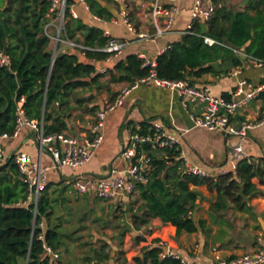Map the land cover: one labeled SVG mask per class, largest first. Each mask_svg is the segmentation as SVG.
<instances>
[{
  "label": "trees",
  "instance_id": "16d2710c",
  "mask_svg": "<svg viewBox=\"0 0 264 264\" xmlns=\"http://www.w3.org/2000/svg\"><path fill=\"white\" fill-rule=\"evenodd\" d=\"M101 1L112 0H86L91 14L109 19L112 13ZM72 2L66 0L67 5ZM50 5L49 0H7L6 4L5 0H0V50L10 57L8 65H0V136L12 135L21 100L26 117L41 121L44 134L62 133L68 128V115L61 107L68 104L75 90L98 87L100 78L107 74L110 82L128 84L149 74L150 67L136 54L119 60L107 73L97 72L90 61L80 62L77 53L81 50L77 48L78 52H59L53 57L50 37L44 30L53 16ZM204 23L206 33L203 35L215 43H204L201 22L195 19L188 32L157 55L154 67L157 77L187 80L215 71L212 63L216 61L241 66L243 60L234 49L264 60V0H248L242 11H232L222 4ZM79 35L81 39H76ZM60 36L76 39L90 48L103 47L106 43L100 26L74 18L67 7ZM84 53L89 59H103L108 55L93 50ZM77 101L82 102V99ZM139 126L140 132L145 133L151 123L144 121ZM177 153L175 149L166 151L170 158ZM151 157L153 169L147 182L137 185L128 196L127 209L122 211L134 230H148L151 220L159 218L175 226L177 234L195 232L199 224L191 217V212L198 193L190 186L205 185L208 190H215L217 200L212 206L217 210L226 209L230 204L240 211L250 208L238 194L241 181L246 193L252 187L250 178L255 171L246 160L238 162L235 172L205 177L179 171V160L172 159L167 166L164 160ZM46 188L45 185L39 194L36 209L32 204L24 205L26 185L17 167L11 160L0 164V264H127L124 252L117 249L111 257L113 247L103 240H98L97 244L80 242L76 260L64 257L71 252L69 242L64 240L68 235L57 225L48 224L45 230L39 227L43 220L48 223L50 216ZM40 233L43 240L38 238ZM44 243L58 253L57 258L47 255ZM160 251L158 244L143 247L141 256L133 258L134 264L177 263L171 257L159 258Z\"/></svg>",
  "mask_w": 264,
  "mask_h": 264
},
{
  "label": "crops",
  "instance_id": "0c3cea01",
  "mask_svg": "<svg viewBox=\"0 0 264 264\" xmlns=\"http://www.w3.org/2000/svg\"><path fill=\"white\" fill-rule=\"evenodd\" d=\"M153 0H132L129 3L131 20L139 31H154L151 17V3ZM195 0H180L178 12L171 28L157 37L154 41L139 40L135 34L129 32L118 16L121 4L112 0L101 1L112 15L99 23L93 19V15L83 3L73 0L74 10L84 22L107 29L119 40H124L127 45L123 51L116 55H107L103 59H89L85 51H77L79 48L69 46L61 37V31L53 29L56 24L51 18L46 24L49 26L50 36L49 49L55 56L59 52H78L80 62H91L99 73H107L114 65L129 54L145 55L155 60L158 54L163 52L171 42L179 40L186 32L187 25L193 22L190 13ZM163 6H170L169 0H158ZM216 6L226 5L232 11H242L248 0H214ZM253 14L252 11H250ZM197 21L205 24L203 21ZM159 21L162 18L159 17ZM64 24V21H63ZM45 25V26H46ZM58 28V27H56ZM63 28V27H62ZM62 30V29H61ZM59 35L60 40L53 42ZM76 39H81L79 35ZM72 40L77 44L80 42ZM81 45V44H80ZM244 56L241 66H229L219 61L215 71H209L196 77H188L186 80L190 85L205 88L208 87L213 95L223 96L227 99L232 97L236 85L237 76L231 74V70L239 68V76L252 82L259 81L264 76V66L258 67L247 58V54L235 50ZM213 64V63H212ZM105 69V71H101ZM128 83H113L109 81V75L100 78V85L89 89H77L73 92L68 104L62 105V109L68 117L66 118L68 128L63 132L79 137L90 136V128L94 122L96 112L108 103H111L119 91ZM77 99H82L78 102ZM203 103H189L184 106L177 93L169 88L159 87L152 83H141L129 91L120 105L109 112L103 125V140L96 150L95 155L79 169L69 167L50 168L47 171L45 185L49 197L51 209L48 223L45 220L43 229L47 225H57L67 234L64 238L69 242L70 256L64 257L76 260L78 254L72 253L74 247L81 242L82 238H94L107 241L113 247L110 256L115 255L116 250L124 252L127 264H134L133 258L141 256L143 247H151L158 242L164 244L175 253L195 261L197 264H217L218 258L229 260L257 249L264 250V122L257 125L264 116V91L254 98L248 105L240 109L232 119L235 125L243 122L254 125L247 129L244 149L253 166L255 174L250 178L252 187L243 194L248 200H243L250 207L248 210L240 211L230 204L226 209L217 210L213 203L217 200V192L210 191L205 185L190 186L198 193L195 207L191 217L198 225L195 232L176 233L175 226L163 223L159 218H153L148 230H134L127 218L118 210L115 202L100 198V202H92L88 206L82 204L83 197L93 194L78 193L72 186V181L78 175L86 177H106L111 167L121 169L124 161L121 157L122 143L126 140L129 130L141 122L152 123L158 121L167 131L180 134L179 147L183 150L186 158L191 162L202 166L210 173V177H217L224 171L235 172L226 157L227 137L215 131H210L194 124L193 117L201 114ZM93 109V112H90ZM62 115H65L62 113ZM0 147L5 154V160L0 164L11 160L15 152L29 153L33 159H40L42 165H49L51 159L48 154L41 153L39 157V142L35 131L28 126H23L16 135L0 136ZM151 155L163 160L161 152ZM12 161V160H11ZM170 166L171 164H166ZM180 171V170H179ZM77 195L78 198L75 196ZM96 196V195H93ZM126 209L128 196L125 199ZM125 209V210H126ZM124 210V211H125ZM93 216L95 217L93 219ZM98 231V232H96ZM70 230V232H66ZM123 236H120V232ZM136 236H140L136 239ZM121 243L119 246V242ZM110 264V263H108ZM121 264V263H114Z\"/></svg>",
  "mask_w": 264,
  "mask_h": 264
},
{
  "label": "built area",
  "instance_id": "2783aa9c",
  "mask_svg": "<svg viewBox=\"0 0 264 264\" xmlns=\"http://www.w3.org/2000/svg\"><path fill=\"white\" fill-rule=\"evenodd\" d=\"M50 13L57 18H61V23L58 26V34L63 27L65 8L73 17L77 14L74 10V3L67 5L66 0H49ZM83 3L87 8L85 0H77ZM121 4L118 10V16L121 22L126 26L127 30L135 34L139 40L154 41L157 37L167 32L175 19L178 12L177 3L180 0H169L170 6H163L158 0H153L151 3V17L154 24V31H139L131 20L129 3L132 0H115ZM214 0H195L191 10L192 19H198L203 22L208 20L216 9ZM159 17L162 21H159ZM93 19L99 23H104L102 16L93 15ZM192 27V22L187 25L186 32ZM49 26L46 25L44 30L48 35ZM103 35L106 38V43L103 47L90 48L75 43L70 39L65 42L74 48H79L81 51L93 50L116 55L123 51L127 42L114 37L107 29L103 30ZM49 36V35H48ZM50 37V36H49ZM59 41V35L55 38ZM204 43L211 45L215 43L213 39L203 35ZM256 66H264V60L255 58L251 55H246ZM143 59V64L150 67L149 74L136 79L132 84L123 87L116 98L99 109L94 117V122L91 125V135L79 137L62 133L44 134L43 124L40 121L29 119L26 117L22 108V100L18 102L16 109V125L13 135H16L23 126L30 127L35 131L39 142V157L41 153H46L51 159L49 165H42L40 159L33 157L26 152H15L12 157V163L17 167L23 182L26 185V197L24 205H33L36 209L38 197L43 187L45 186L47 171L50 168L69 167L71 169H79L87 163L96 153L97 148L103 140V125L106 115L111 112L116 106L120 105L125 95L133 88H136L141 83H152L159 87H165L174 90L181 99L184 106L189 103H203V110L200 115L193 117L194 124L198 127H203L210 131H215L227 137L226 157L232 169H236L240 160L250 162L248 155L244 149V143L247 136V129L254 125L243 122L240 125H235L232 121L236 113L249 104L259 93L264 91V76L257 82H252L244 77L239 76V68L231 70V74L237 76L236 85L233 90L232 97L227 99L223 96L213 95L208 87L198 88L190 85L186 80H167L157 77L154 67L156 61L147 58L145 55H140ZM10 57L7 53L0 50V65H8ZM101 71H105L102 69ZM264 116L257 123H263ZM180 134L167 131L158 121H153L150 128L145 133L140 132V126L136 125L129 130L126 140L122 143L121 157L124 161V167L118 169L111 167L106 177H86L78 175L72 181L73 188L81 194H93L100 198L112 200L120 210L126 209V197L132 194L138 184L146 183L153 169L151 154L161 152L163 160L166 164H171L172 159L179 160L178 169L184 173L195 174L199 176L210 177V173L202 166L188 160L181 148L179 147ZM172 149L178 150L177 155L170 158L166 151ZM5 160V154L0 147V162ZM224 171L223 173H226ZM39 227L43 229V223H39ZM38 238L43 240V235L40 233ZM161 247L159 258L171 257L177 260L176 264H197L195 261L183 257L173 250L168 248L163 241L158 242ZM43 248L47 255L53 258L58 257V253L53 251L51 247L43 244ZM217 264H264V250L257 249L253 252L245 253L236 256L229 260L218 258Z\"/></svg>",
  "mask_w": 264,
  "mask_h": 264
},
{
  "label": "rangeland",
  "instance_id": "374dc122",
  "mask_svg": "<svg viewBox=\"0 0 264 264\" xmlns=\"http://www.w3.org/2000/svg\"><path fill=\"white\" fill-rule=\"evenodd\" d=\"M52 18H54L53 20V23H55L56 24V27H58L59 25H60V23L62 22L61 21V18H57L56 16H52ZM56 27H53L52 26V28L53 29H57ZM53 42H56V39H53L52 40ZM77 198H78V196L77 195H75ZM82 199V204L86 207V206H88L90 203H91V201L92 202H100V199L97 197V196H87V198L86 197H83V198H81ZM95 217L93 216V219H94ZM95 230V229H94ZM66 231V230H65ZM96 231V230H95ZM66 232H70V230H67ZM96 232H98V231H96ZM81 242H89V243H91V244H97V240L94 238V234H91V238H82L81 239ZM73 252L72 253H74V256H75V254H77L78 252H79V250L78 249H76V247H74V250H72ZM111 251H113V249H111Z\"/></svg>",
  "mask_w": 264,
  "mask_h": 264
},
{
  "label": "water",
  "instance_id": "95a60500",
  "mask_svg": "<svg viewBox=\"0 0 264 264\" xmlns=\"http://www.w3.org/2000/svg\"><path fill=\"white\" fill-rule=\"evenodd\" d=\"M7 3V0H5V4ZM206 33V25L205 24H202L201 25V34H205ZM54 57V55H53ZM242 59H244V56H241ZM214 67H217V63H213L212 64ZM241 197L244 198V200H248V198L243 194V185H240V190H239V193H238Z\"/></svg>",
  "mask_w": 264,
  "mask_h": 264
}]
</instances>
